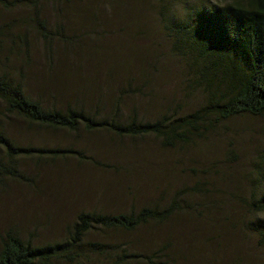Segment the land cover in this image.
<instances>
[{"label": "rangeland", "instance_id": "374dc122", "mask_svg": "<svg viewBox=\"0 0 264 264\" xmlns=\"http://www.w3.org/2000/svg\"><path fill=\"white\" fill-rule=\"evenodd\" d=\"M228 1L119 0L95 4L88 10L97 17L85 19L83 4H40L51 33L60 21L67 40L55 37L46 52L31 25L5 30L0 71L23 82L46 109L70 105L124 124L134 117L181 118L200 109L206 98L189 81L196 58L174 50L167 28L187 21L195 8ZM33 12L0 6V24ZM21 32L27 34L28 53L13 45L12 36ZM10 122L8 135L20 146L81 155L22 158L20 176L0 181V247L8 233L35 245L61 242L83 212L128 214L176 204L179 210L163 223L133 233L95 229L85 241L144 256L169 246L166 255L176 264H264V249L248 230L251 221L264 217L250 211L253 185L264 175V117L214 123L186 147L164 146L153 136L73 134ZM88 256L87 264L109 262L106 256Z\"/></svg>", "mask_w": 264, "mask_h": 264}, {"label": "trees", "instance_id": "16d2710c", "mask_svg": "<svg viewBox=\"0 0 264 264\" xmlns=\"http://www.w3.org/2000/svg\"><path fill=\"white\" fill-rule=\"evenodd\" d=\"M64 2L83 4L85 19L86 14L97 17V12L88 10L95 4H118L119 0H0V6L5 10L24 8L34 11L31 16L20 15L0 24V48L5 30L26 23L39 35L46 52L55 37L66 41L60 21L51 33L47 19L40 15V4ZM61 9L58 7L57 11ZM25 29L29 30L28 27ZM167 31L178 54L187 50L186 58H196L190 66L191 73L195 74L189 81L199 85L206 98L200 109L181 118L169 120L165 117L144 122L134 117L124 124L119 118L99 120L70 105L65 110L46 109L28 95L23 82L0 71V181L20 176L18 161L22 158L39 156L56 160L67 154L81 155L73 150L18 145L7 132L13 119L30 126L73 134L80 130L87 133L106 130L118 137L153 136L164 146L173 147L188 145L193 138H203L213 129L214 123L223 124L243 116L264 117V0H229L219 7L195 8L187 21L172 25ZM12 38L16 42L13 45L21 44L17 47H25L28 53L26 33L21 32ZM253 186L250 211L261 215L264 214V191L261 190L264 175ZM178 210L179 206L173 204L165 210L142 208L128 214L83 212L77 216L65 240L42 245L8 233L1 242L0 264H87L88 255L106 256L107 264H131L138 259L147 264H176L175 258L166 255L169 246L151 256H144L129 254L114 245L86 242L85 239L95 229L133 233L151 223L167 221ZM248 230L264 249V217L251 221Z\"/></svg>", "mask_w": 264, "mask_h": 264}]
</instances>
